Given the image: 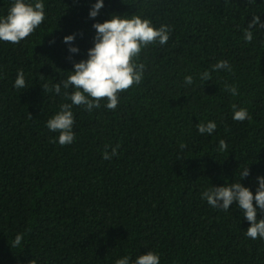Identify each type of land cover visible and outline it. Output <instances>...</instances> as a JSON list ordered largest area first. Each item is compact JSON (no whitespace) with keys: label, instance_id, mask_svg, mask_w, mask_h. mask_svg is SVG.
<instances>
[{"label":"trees","instance_id":"16d2710c","mask_svg":"<svg viewBox=\"0 0 264 264\" xmlns=\"http://www.w3.org/2000/svg\"><path fill=\"white\" fill-rule=\"evenodd\" d=\"M44 3L33 34L0 42V264H115L148 251L161 264H264V240L246 238L250 222L235 202L225 212L200 198L238 182L245 166L251 175L242 183L253 192L264 175V29L243 39L253 15L264 21V0H105L95 20V0ZM10 6L0 0V15ZM113 13L167 24L170 39L141 52L144 78L119 94L115 110L106 99L91 113L74 106L76 138L62 146L46 121L70 101L49 89L87 58L92 25ZM73 33L75 55L63 43ZM220 60L232 70L211 71ZM18 70L23 89L13 87ZM205 70L208 82L199 78ZM233 104L251 118L233 120ZM208 120L216 132L199 135L195 126ZM221 139L224 153L216 151ZM17 234L22 244L12 247Z\"/></svg>","mask_w":264,"mask_h":264},{"label":"clouds","instance_id":"9594fccd","mask_svg":"<svg viewBox=\"0 0 264 264\" xmlns=\"http://www.w3.org/2000/svg\"><path fill=\"white\" fill-rule=\"evenodd\" d=\"M105 7V0H95L89 10V19L95 20ZM262 15H253V19L247 24L243 32V39L251 43L254 35L264 29ZM46 19L44 0H11V6L6 15H0V42L19 44L28 38L39 28ZM95 30L94 46L87 51V58L74 62L70 75L61 79L53 88L49 89L55 95H60L65 101L59 105V110L46 121L49 132L59 133L58 140L54 142L60 145L74 143L76 133L74 131L75 115L74 106H82L86 111L92 112L104 106L109 110L118 107L119 94L141 84L144 78L145 65L140 62L141 52L150 44L166 45L170 39L171 29L167 24L156 27L150 19L141 15L118 13L111 14L104 22H96L92 25ZM76 34L66 35L63 43L68 45L71 54H79L80 48L75 45ZM231 71L232 66L227 60H220L211 66V71ZM211 71L205 70L199 74L202 82L211 79ZM194 78L191 75L184 77L186 86H191ZM27 86L25 73L18 70L17 78L13 84L16 89ZM47 89L48 85H42ZM71 89V91H69ZM233 96L238 95L235 86L226 88ZM232 118L243 122L250 119L246 108L232 105ZM31 116V115H30ZM201 136H212L217 130L215 120L199 122L196 126ZM118 148H112L109 153H103L104 160H110L118 155ZM228 150V144L219 140L216 151L224 153ZM251 175L250 167L245 166L239 172L240 180L226 182L222 186H211L200 193V198L215 210L229 211L235 202L241 211L243 218L250 222V227L245 232L246 238L264 240V218H258V213L264 215V175L255 177L256 188L245 186L242 181ZM23 235L17 234L12 247L22 244ZM115 264H161V256L158 252L148 251L132 258L126 254L116 259Z\"/></svg>","mask_w":264,"mask_h":264}]
</instances>
